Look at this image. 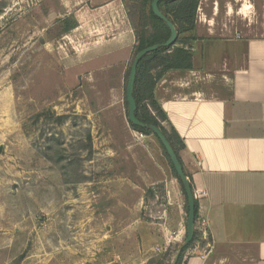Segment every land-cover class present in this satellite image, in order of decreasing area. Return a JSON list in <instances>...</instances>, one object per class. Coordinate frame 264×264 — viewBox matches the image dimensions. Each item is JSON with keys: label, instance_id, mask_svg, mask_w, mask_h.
<instances>
[{"label": "rangeland", "instance_id": "rangeland-1", "mask_svg": "<svg viewBox=\"0 0 264 264\" xmlns=\"http://www.w3.org/2000/svg\"><path fill=\"white\" fill-rule=\"evenodd\" d=\"M79 5L0 0V264H173L179 245L144 257L143 228L128 227L171 230L151 186L165 154L128 120L137 38L127 65L108 66L73 32Z\"/></svg>", "mask_w": 264, "mask_h": 264}, {"label": "crops", "instance_id": "crops-1", "mask_svg": "<svg viewBox=\"0 0 264 264\" xmlns=\"http://www.w3.org/2000/svg\"><path fill=\"white\" fill-rule=\"evenodd\" d=\"M126 1L80 0L73 32L93 40L88 47L109 57L108 66L127 65L136 46ZM189 36L193 68L167 72L155 89L166 127L185 145L184 172L195 192L205 191L199 217L208 232L182 264H264V0H200ZM164 162L151 186H164L170 232L138 219L128 226L143 228L144 257L155 244L160 252L181 247L187 236L186 197L166 155Z\"/></svg>", "mask_w": 264, "mask_h": 264}, {"label": "trees", "instance_id": "trees-1", "mask_svg": "<svg viewBox=\"0 0 264 264\" xmlns=\"http://www.w3.org/2000/svg\"><path fill=\"white\" fill-rule=\"evenodd\" d=\"M153 2L154 0H131L128 7V17L135 31L138 43L136 55L146 48L166 43L171 36L166 23L154 15L152 11ZM199 3L200 0H162L159 2L158 6L160 11L177 29L178 40L173 47L160 48L157 51L147 54L139 62L134 88V97L137 102L136 116L146 128L143 129L131 125L133 130L143 135L150 136L154 135V133L148 128L149 126H155L160 129L174 149L180 163L179 153L185 148V145L174 129L168 130L166 127V123H168L169 120L155 96V89L167 72L174 70L187 71L193 68V54L188 47L194 37L189 36V34L194 32L196 28ZM65 25L64 33L66 34L74 30L77 26V24L70 25L68 21L65 22ZM126 104L128 105L127 99ZM156 138L158 139L157 136ZM162 148L169 159L165 148L163 146ZM171 166L174 174L181 183L183 193L186 197L187 212L189 213L188 198L185 189L172 163ZM186 176L190 181L191 189L195 196L193 180L189 175L186 174ZM195 215L197 222L199 218V201L196 197ZM199 238L200 233L195 230L193 241L182 249L177 264H182L186 251L191 248Z\"/></svg>", "mask_w": 264, "mask_h": 264}, {"label": "water", "instance_id": "water-1", "mask_svg": "<svg viewBox=\"0 0 264 264\" xmlns=\"http://www.w3.org/2000/svg\"><path fill=\"white\" fill-rule=\"evenodd\" d=\"M161 1L162 0H154V2L152 4V11L156 17H158L160 20H162L164 23H166V25L168 26V28L170 30L171 36L166 43L146 48L136 55V57L133 61L132 67H131V71H130V75H129V79H128V83H127V89H126V99H127V103H128V110H129V113H128L129 123L135 127H139V128H143V129L146 128V126L143 123H141L136 116L137 102H136L135 97H134V88H135V81H136L139 62L147 54L154 52V51H157L160 48L173 47L178 40V31H177L176 27L173 25L172 22H170L165 17V15L159 9L158 4ZM148 128L158 137L162 146L165 148V150L169 156V159H170L178 177L180 178V180L183 184V187L185 189V192H186V195L188 198L189 213H188V219H187V236H186L185 243L178 249V251L175 255L173 264H177L179 261L180 255L182 253V249L185 246H187L188 244H190L193 241L194 236H195V230H196V228H195V222H196L195 196L193 195V191L191 189L190 181L184 172L183 166L180 163L174 149L172 148L171 144L169 143V141L167 140L165 135L161 132L160 129H158L155 126H149Z\"/></svg>", "mask_w": 264, "mask_h": 264}, {"label": "built area", "instance_id": "built-area-1", "mask_svg": "<svg viewBox=\"0 0 264 264\" xmlns=\"http://www.w3.org/2000/svg\"><path fill=\"white\" fill-rule=\"evenodd\" d=\"M205 196V191L203 189H198L196 192H195V197L198 199V198H201ZM208 227H209V223L208 221L203 218L202 216H200L196 222V230L201 233V234H207L208 232Z\"/></svg>", "mask_w": 264, "mask_h": 264}]
</instances>
